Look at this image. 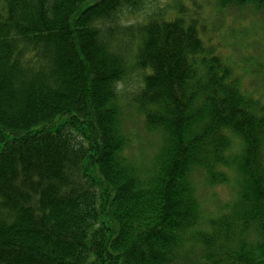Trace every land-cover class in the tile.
Listing matches in <instances>:
<instances>
[{
	"label": "trees",
	"instance_id": "obj_1",
	"mask_svg": "<svg viewBox=\"0 0 264 264\" xmlns=\"http://www.w3.org/2000/svg\"><path fill=\"white\" fill-rule=\"evenodd\" d=\"M0 0V264H264V103L209 15L264 0ZM158 147L127 150L120 83ZM231 185L201 216L190 173Z\"/></svg>",
	"mask_w": 264,
	"mask_h": 264
},
{
	"label": "rangeland",
	"instance_id": "obj_2",
	"mask_svg": "<svg viewBox=\"0 0 264 264\" xmlns=\"http://www.w3.org/2000/svg\"><path fill=\"white\" fill-rule=\"evenodd\" d=\"M164 0L144 1L126 10L127 20L140 19L145 12L161 9ZM208 25L216 31L213 41L222 47V52L233 64V75L252 93L261 97L264 103V10L257 11L239 7L234 11H217L209 15ZM139 72L131 71L120 83L119 105L121 106L122 126L130 138L127 153L141 167L150 164V156L158 147L159 133L147 130L142 115L131 99L138 88ZM194 185L195 195L200 205L201 216L208 217L220 212L222 206L233 199L231 185L207 183L200 172L193 171L189 176Z\"/></svg>",
	"mask_w": 264,
	"mask_h": 264
}]
</instances>
